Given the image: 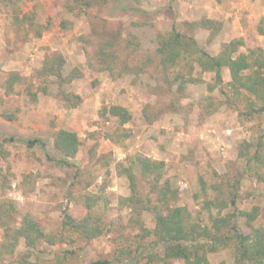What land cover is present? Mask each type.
I'll return each mask as SVG.
<instances>
[{
    "label": "rangeland",
    "instance_id": "rangeland-1",
    "mask_svg": "<svg viewBox=\"0 0 264 264\" xmlns=\"http://www.w3.org/2000/svg\"><path fill=\"white\" fill-rule=\"evenodd\" d=\"M87 1L0 0V205H15L20 213L13 217L15 226L30 214L57 237L55 245L41 242L32 260L40 256L53 264L55 253L66 250L74 251L69 264L101 259L120 264L116 258L127 250L163 255L153 235L142 237L144 228L155 227L153 212L139 209L143 204L137 202L149 195V179L136 173L133 203L127 200L133 195L129 179L120 173L119 164L129 165L137 154L165 161L163 182L178 192L170 204L186 207L202 226L213 229L216 217L258 207L253 226L264 228V168L247 169L239 155L244 141L264 136V115H239L246 99L226 103L218 88H208L215 84V72H203L198 64L192 75L200 81L180 90L182 80L175 74L179 69L188 74L185 60L165 69L157 52L173 27L213 55L241 37L246 47L240 51L264 48V0ZM204 20H212V26L195 24ZM55 55L65 58L61 72L69 81L62 85L55 75L41 73ZM12 72L22 79L9 89ZM222 74L224 82L231 80L229 69ZM114 104L127 107L132 121L121 127L103 111ZM63 128L76 131L83 142L72 166L57 162L62 155L54 137ZM35 138L45 147L29 146ZM232 185L239 188L237 205L222 208L219 202L230 201ZM209 200L216 201L210 208ZM66 212L76 219L91 212L103 233L85 239L63 225ZM232 218L244 232L251 231L245 217ZM2 236L0 226V241ZM25 251L21 242L16 256ZM237 252L236 243L226 240L209 252V264H233Z\"/></svg>",
    "mask_w": 264,
    "mask_h": 264
},
{
    "label": "trees",
    "instance_id": "trees-1",
    "mask_svg": "<svg viewBox=\"0 0 264 264\" xmlns=\"http://www.w3.org/2000/svg\"><path fill=\"white\" fill-rule=\"evenodd\" d=\"M85 1L87 5L90 4L89 1ZM212 22V20H204L195 24L208 27L212 26L209 25ZM261 33H264V30H261ZM37 34L40 36L41 31H37ZM242 47H246L245 38H236L225 43L220 53L213 55L200 47L194 36L187 35L177 27H173L168 35L161 38L157 52L165 69L170 66H180L185 60L184 66L189 68L188 74L182 69L177 70L175 74V80H182L179 83L180 90H184L187 83L200 81V78L192 75L195 65L198 64L203 72H215V84H209L208 88L211 91L218 88L225 96L226 103L237 105L241 98L246 99L245 108L238 110L239 115L244 114L248 119H252L256 115H264V48L247 47V52H243L240 51ZM64 63V56L55 55L45 61L41 73L55 75L62 85V82L69 81V78H65L61 72ZM226 68L229 69L231 75V80L228 82H224L222 74ZM21 79L20 74L12 72L7 80V88L13 89L15 83ZM43 91H46V88ZM33 95L36 97L35 93ZM66 97L68 98L69 95L66 94ZM76 97L80 98V96ZM207 98L213 102L217 101L215 96L209 95ZM102 109L117 118L121 127L133 119L132 112L120 104L106 106ZM124 131V136L128 137L130 133L128 130ZM38 142L45 147V142L42 140L35 138L27 141L29 146H34ZM82 145L83 142L76 131L64 128L58 130L54 137V146L62 157L58 158L57 162L64 166H72V159L77 156ZM239 155L246 159L247 169L257 173L264 168V136L255 141H244L239 146ZM119 166L122 170L121 175H126L129 179L133 192V195L127 198L129 202L134 203L135 199L138 200L136 173L149 179L151 183L149 195L137 202L143 204L139 209L153 212L155 227L154 229L144 228L145 233L142 237L153 235L154 243L164 247L163 255L155 252L133 255L131 250L124 251L116 258L120 264H155L156 262L174 264L175 261H180L181 264H209V252L216 251L217 246L226 240H233L237 245L238 252L233 264H264V228L253 226V222L259 215L258 207L251 211L239 210L238 214L216 217L213 220V229H211L193 220L186 207L170 204L171 200L177 199L178 192L173 190L171 182H163L165 161L137 154L131 159L129 165L120 163ZM229 191L230 201L221 200L219 202L222 208L229 204L235 207L237 205L240 196L238 186H230ZM214 203L216 201L209 200L206 205L210 208ZM86 207L89 211L92 208L90 196H87ZM18 214L20 213L13 203L7 202L0 205V226L3 229L0 241V264H45L40 256L32 260V254L43 241L55 245L57 237L44 231L40 222L30 214L22 215L19 225L15 226L12 221L13 217ZM237 215L246 218L248 226L251 227L250 232H244L233 221L232 217ZM63 225L74 232H80L85 239H93L103 233L101 224L94 220L91 212H87L82 219H76L70 212H66ZM225 228L232 232V235H226L223 232ZM202 238L210 239V243H202ZM21 242L24 243L26 251L17 257L16 251ZM73 253L74 251L68 250L56 252L53 264H69L68 261ZM93 264H112V261L101 259Z\"/></svg>",
    "mask_w": 264,
    "mask_h": 264
}]
</instances>
